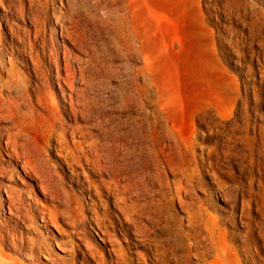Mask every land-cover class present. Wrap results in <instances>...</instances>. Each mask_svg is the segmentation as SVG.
Wrapping results in <instances>:
<instances>
[{"label":"rangeland","instance_id":"374dc122","mask_svg":"<svg viewBox=\"0 0 264 264\" xmlns=\"http://www.w3.org/2000/svg\"><path fill=\"white\" fill-rule=\"evenodd\" d=\"M83 1L0 0V63L23 79L0 104V264H264V0H103L108 17L65 21L75 45L55 16ZM81 132L117 155L140 232L112 204L94 229L83 171L55 149Z\"/></svg>","mask_w":264,"mask_h":264},{"label":"bare ground","instance_id":"6f19581e","mask_svg":"<svg viewBox=\"0 0 264 264\" xmlns=\"http://www.w3.org/2000/svg\"><path fill=\"white\" fill-rule=\"evenodd\" d=\"M102 1L103 0H85L80 5H77V6L75 5L70 10H68V13L65 12L63 14L56 15L55 20L61 23V27L59 30L60 35L62 37L64 36L65 38H68L69 41L70 42L72 41L73 44L78 45L80 39L78 41V39L73 34V32L70 31L72 29L69 30V28L67 26H65V21L68 20L71 17V15H75L80 6H83L84 9H87L89 12H92V13H97V12L102 11L104 13V15L107 16L108 13L104 12L106 8L104 6H102ZM117 11H118V9L116 11L110 12L109 14L110 15L115 14V13H117ZM146 12H147L146 15L148 17H150L152 15V11L150 10V8L147 4H146ZM153 18H156V16ZM70 19H72V18H70ZM70 22H71V20H70ZM204 42L206 44H208L209 39H206V41H204ZM80 43H82V41H80ZM60 47L63 48L62 45ZM62 53H63L62 57H59L58 54L55 55L56 57H55V64L54 65H55L56 70L60 69L59 60H61V58L63 60L61 62H63V64H64L61 68L65 69V70L69 69V64H70L69 60H76V58L74 56L67 54L65 52V50ZM0 69H2V71H4L5 74H7V76H9L8 78L5 77L6 79L3 78V76H0V104H1L3 102L2 95H3L4 91H6L7 88L9 90L14 89L15 87L11 86V84L13 83L17 87L19 82L23 83V79L11 81L10 76H11L12 72L15 70L13 64H11V63H5V62L0 63ZM12 76L16 77V78L19 77L18 75H12ZM66 76L68 77V74ZM67 103H68V101H67ZM7 105H9V103ZM75 108H76V106H75ZM90 136H91V134H90ZM79 138L80 139L78 141H67L61 135V138H59L56 142L57 146H55L56 147L55 149H57L59 147L58 149L61 153L63 151L66 152V154H60V156H61L60 158H63L64 161L69 166H76V167L80 168V170L83 171L80 174L85 177L86 184H87V186L84 190L89 192L91 195L95 196V198H96V202H95V200L90 199L91 206H93L94 208H91L93 214L91 215V217L89 215V220L96 226V227L94 226V229L95 228L99 229V231L103 230V228H105V222H107L111 217L114 216L113 211H109V208H107L109 205L112 204L114 206L115 210L118 211V215L122 216L118 219H123L124 223L131 225L132 228L135 229V232L136 231H137V233L140 232L139 229H140L141 225H140L139 219L141 218V216H143V214L141 215V212H140L141 207L138 204V195L139 194H138V191L133 186V184L130 182V180L126 179V177L121 176V173H120V170L118 167V163H117L118 162V158L116 157L117 155L113 154V152L111 150V146L107 143L100 144L96 141L87 142L86 135L83 134L82 132H81V136ZM54 142H55V140H54ZM4 144L13 152V154H14L13 156L20 163L21 170H23V172L25 174H27L29 176V178H33L34 180L41 182V184L39 183L37 187L40 189V191L43 193V195H45V196L48 195V189L46 187L47 182L45 181V183H44L45 185L42 184V180H44V178H45L44 172L42 170H40V171L35 170V168L32 167L33 165H31V163H36L35 155H32V152L29 149H27L25 145H23L21 143L13 142L11 139H9ZM117 147H119V146H117ZM21 159H22V161H20ZM37 162L42 165V162H39V161H37ZM83 162H84V164L89 166L92 176H95L98 179H93V177L88 176L87 173L86 174L84 173L85 168H84ZM147 183H149V182H147ZM147 188H148V186H147ZM2 189L4 190L5 195L8 199L7 200L8 209L11 212V205H12V203H14L15 197H14L13 193L11 192L12 190L10 191V189H8L5 186L2 187ZM97 208L103 209V213H100L99 211L98 212L95 211ZM74 210H75V208H74ZM91 210H89V212ZM64 215H65V213H64ZM92 228L93 227H91V229ZM142 230H143V228H142ZM145 233H147V232H145ZM1 244H3V243H1ZM4 246H6V245H4ZM178 254H180V253H178ZM85 258H87L86 255H85ZM115 261H116V259H115Z\"/></svg>","mask_w":264,"mask_h":264}]
</instances>
